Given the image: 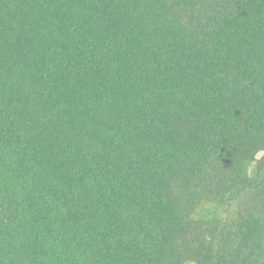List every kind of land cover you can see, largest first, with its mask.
<instances>
[{
    "label": "trees",
    "instance_id": "1",
    "mask_svg": "<svg viewBox=\"0 0 264 264\" xmlns=\"http://www.w3.org/2000/svg\"><path fill=\"white\" fill-rule=\"evenodd\" d=\"M0 264H264V0H0Z\"/></svg>",
    "mask_w": 264,
    "mask_h": 264
}]
</instances>
